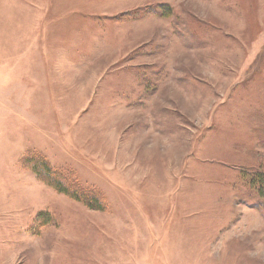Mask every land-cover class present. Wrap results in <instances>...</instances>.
Segmentation results:
<instances>
[{
    "label": "rangeland",
    "instance_id": "374dc122",
    "mask_svg": "<svg viewBox=\"0 0 264 264\" xmlns=\"http://www.w3.org/2000/svg\"><path fill=\"white\" fill-rule=\"evenodd\" d=\"M0 83V264H264V0H0Z\"/></svg>",
    "mask_w": 264,
    "mask_h": 264
},
{
    "label": "trees",
    "instance_id": "16d2710c",
    "mask_svg": "<svg viewBox=\"0 0 264 264\" xmlns=\"http://www.w3.org/2000/svg\"><path fill=\"white\" fill-rule=\"evenodd\" d=\"M134 15L140 16L138 14ZM21 167L30 171L37 181L51 188L56 193L78 202L88 209L99 212L106 210L105 199L99 191H95L94 189L86 190L79 182L71 178V175L52 167L45 158L28 151L26 156L21 160ZM245 179L246 182H249L246 183L248 187L257 193V196L260 195L264 198V175L258 172L253 174L248 172ZM44 218L49 219L44 214L37 216L38 221ZM41 223L47 222L41 221Z\"/></svg>",
    "mask_w": 264,
    "mask_h": 264
},
{
    "label": "bare ground",
    "instance_id": "6f19581e",
    "mask_svg": "<svg viewBox=\"0 0 264 264\" xmlns=\"http://www.w3.org/2000/svg\"><path fill=\"white\" fill-rule=\"evenodd\" d=\"M115 143H116V136L115 135H106L104 141L101 140V145L100 144L99 145L102 147L101 149L104 148V152H105V150H106L105 147L109 146L108 148L112 150V146H114ZM136 147H134L135 150H136ZM118 150H119V148L116 149V151H115L116 154L115 155L119 157V154H118L119 151ZM120 157H122V155ZM121 159H123V160L126 159L127 160L126 157L125 158L122 157ZM145 174H147V173H145ZM135 180H139V179L136 178Z\"/></svg>",
    "mask_w": 264,
    "mask_h": 264
},
{
    "label": "crops",
    "instance_id": "0c3cea01",
    "mask_svg": "<svg viewBox=\"0 0 264 264\" xmlns=\"http://www.w3.org/2000/svg\"><path fill=\"white\" fill-rule=\"evenodd\" d=\"M1 71H2L3 74H5L7 76L8 68L3 67V69ZM2 81L5 82L6 80H2Z\"/></svg>",
    "mask_w": 264,
    "mask_h": 264
}]
</instances>
